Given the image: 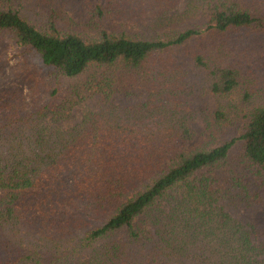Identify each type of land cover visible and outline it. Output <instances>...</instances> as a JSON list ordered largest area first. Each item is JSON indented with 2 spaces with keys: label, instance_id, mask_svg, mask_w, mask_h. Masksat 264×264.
I'll return each instance as SVG.
<instances>
[{
  "label": "trees",
  "instance_id": "16d2710c",
  "mask_svg": "<svg viewBox=\"0 0 264 264\" xmlns=\"http://www.w3.org/2000/svg\"><path fill=\"white\" fill-rule=\"evenodd\" d=\"M22 1L0 0V40L36 58L28 95L0 90V264H264V231L225 209L264 201V95L227 39L264 40V0ZM182 47L230 140L184 148Z\"/></svg>",
  "mask_w": 264,
  "mask_h": 264
},
{
  "label": "rangeland",
  "instance_id": "374dc122",
  "mask_svg": "<svg viewBox=\"0 0 264 264\" xmlns=\"http://www.w3.org/2000/svg\"><path fill=\"white\" fill-rule=\"evenodd\" d=\"M30 1L23 0L22 3L26 4ZM183 3L184 0H180L178 7L181 8ZM81 5L87 6L86 1L74 0L73 3L66 7V10L71 15H75L78 12L83 13ZM208 35L209 32H205L198 39L204 40ZM227 39L237 54L236 60L243 70L253 77L255 81L254 87L261 89V93L264 95V40L259 35L246 29L231 32ZM26 55L20 54L11 42L4 39L0 40V90L14 87L16 90L28 95L30 85H32V83H29L30 74L33 70L36 72V67L34 62L30 60L23 61L22 59L36 58ZM174 56L186 71L187 88L192 94L190 103L194 109V116L190 122L192 137L184 148L193 147L196 143L202 141H213V145H217L235 137L236 133L232 127L219 131L211 125L213 100L207 94L202 79L189 56H187L184 47L177 50ZM134 93L132 98L124 99L126 103L134 104L146 99V92L143 89L136 88ZM99 105L100 101L98 98L94 97L85 100L75 108L73 117L69 121L62 123L61 126L66 128L75 124L80 120L84 112L96 109ZM236 152L237 150H231V156L236 154ZM25 193V198L29 201L40 196L42 192L38 189H27ZM2 194L3 192L0 193V195ZM225 209L241 221L251 222L259 230L264 231V201L251 204L225 202Z\"/></svg>",
  "mask_w": 264,
  "mask_h": 264
}]
</instances>
